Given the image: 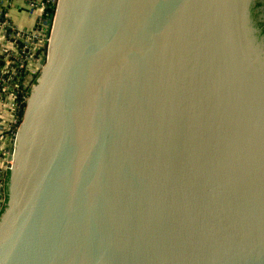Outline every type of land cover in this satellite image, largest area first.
Masks as SVG:
<instances>
[{
	"label": "water",
	"instance_id": "1",
	"mask_svg": "<svg viewBox=\"0 0 264 264\" xmlns=\"http://www.w3.org/2000/svg\"><path fill=\"white\" fill-rule=\"evenodd\" d=\"M246 2L59 0L0 264H264V49Z\"/></svg>",
	"mask_w": 264,
	"mask_h": 264
},
{
	"label": "built area",
	"instance_id": "2",
	"mask_svg": "<svg viewBox=\"0 0 264 264\" xmlns=\"http://www.w3.org/2000/svg\"><path fill=\"white\" fill-rule=\"evenodd\" d=\"M0 0V220L8 203V168L14 155L24 111L35 80L42 72L45 48L51 42L59 0H26L31 12L40 11L32 28L17 27L8 14L9 2Z\"/></svg>",
	"mask_w": 264,
	"mask_h": 264
},
{
	"label": "crops",
	"instance_id": "3",
	"mask_svg": "<svg viewBox=\"0 0 264 264\" xmlns=\"http://www.w3.org/2000/svg\"><path fill=\"white\" fill-rule=\"evenodd\" d=\"M38 3L44 2V0H35ZM8 14L14 24L21 28L27 29L34 27L38 20L40 11L31 12V8L26 3V0H13L9 2ZM2 43V41L0 40Z\"/></svg>",
	"mask_w": 264,
	"mask_h": 264
},
{
	"label": "trees",
	"instance_id": "4",
	"mask_svg": "<svg viewBox=\"0 0 264 264\" xmlns=\"http://www.w3.org/2000/svg\"><path fill=\"white\" fill-rule=\"evenodd\" d=\"M246 5L247 18L249 17L253 28L259 30L256 34L252 33L253 36L264 37V0H247ZM9 177L10 175H8V181Z\"/></svg>",
	"mask_w": 264,
	"mask_h": 264
},
{
	"label": "flooded vegetation",
	"instance_id": "5",
	"mask_svg": "<svg viewBox=\"0 0 264 264\" xmlns=\"http://www.w3.org/2000/svg\"><path fill=\"white\" fill-rule=\"evenodd\" d=\"M259 32V30H257V29H254L253 30V33H258ZM261 37V36H260ZM263 37V36H262ZM259 38V37H254L253 36V34H252V38H253V41H254V43H255V47L257 48V50L259 49V50H263L264 49V37L263 38Z\"/></svg>",
	"mask_w": 264,
	"mask_h": 264
}]
</instances>
